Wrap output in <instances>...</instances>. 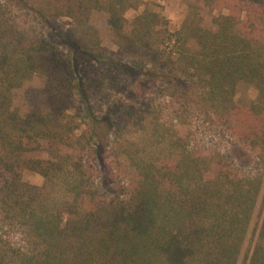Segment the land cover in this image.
I'll list each match as a JSON object with an SVG mask.
<instances>
[{"label":"trees","instance_id":"16d2710c","mask_svg":"<svg viewBox=\"0 0 264 264\" xmlns=\"http://www.w3.org/2000/svg\"><path fill=\"white\" fill-rule=\"evenodd\" d=\"M186 6L172 32L143 0H0V264H237L264 178V0ZM35 76L45 108L23 117ZM252 237L244 263L264 264V209Z\"/></svg>","mask_w":264,"mask_h":264},{"label":"rangeland","instance_id":"374dc122","mask_svg":"<svg viewBox=\"0 0 264 264\" xmlns=\"http://www.w3.org/2000/svg\"><path fill=\"white\" fill-rule=\"evenodd\" d=\"M151 10L159 12L167 21H168V28L170 31H176L180 28L183 20L185 19V16L187 14V6L186 1L187 0H143ZM144 7L139 8L138 10H130L125 14V19L127 20V24H129L133 18H135L137 15H139L143 11ZM68 20L64 19L57 23V26L61 28L62 30L67 28ZM91 23L92 25L97 29L101 41H102V47H104L107 51V53H114L116 52L117 48L114 45L113 41L108 38L105 35V28L107 23V16L103 13L94 12L91 16ZM45 87V78L42 76H35L31 81L25 83L22 88L19 90H16L13 93V103L14 106L19 110L21 116L25 117L28 113H30L32 110L39 109L43 110L45 108V98L43 89ZM257 98V92L252 87H248L245 85H240L236 91L235 95V101L242 104H248L250 102L255 101ZM156 105L158 106L162 105L161 99H158L155 101ZM107 109V106H104L103 111ZM168 115H169V109H164L161 114V123H167L168 125ZM144 129L140 127H130L129 129H126L124 133L126 134L129 132V135L132 134L131 132L137 131H143ZM180 134H183L184 129H178ZM202 132L197 133L196 139L199 141H204L205 143L210 142L211 140L214 141V137L212 133L203 132V130H200ZM118 139L119 136L116 132H112L110 141L114 143V140ZM116 141V140H115ZM215 142V141H214ZM112 143V144H113ZM222 145L226 146L227 144L225 142H222ZM103 160L101 161V179L103 182V187L107 189L108 191L113 190L114 187V181H113V167L109 164L110 159L106 158V154L103 153ZM36 157L39 158H45V154L39 153L36 155ZM248 168H252V162L251 160L247 162ZM264 175V169L262 170ZM22 180L30 184L32 186L36 187H42L43 185V178L39 175L30 173V172H24L22 175ZM264 209V178H263V185L261 188L260 195L257 200V205L255 212L253 214V218L249 227L248 234L246 236V239L244 241V244L242 246L240 258L237 262V264H245V256L250 255L252 246L255 242L253 240V234L254 232L257 233V230L261 223V217L262 212ZM14 238V237H13ZM15 239V238H14Z\"/></svg>","mask_w":264,"mask_h":264}]
</instances>
